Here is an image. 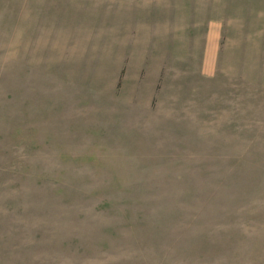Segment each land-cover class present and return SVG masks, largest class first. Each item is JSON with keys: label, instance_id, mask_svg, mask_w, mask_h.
Segmentation results:
<instances>
[{"label": "rangeland", "instance_id": "374dc122", "mask_svg": "<svg viewBox=\"0 0 264 264\" xmlns=\"http://www.w3.org/2000/svg\"><path fill=\"white\" fill-rule=\"evenodd\" d=\"M0 264H264V0H0Z\"/></svg>", "mask_w": 264, "mask_h": 264}]
</instances>
